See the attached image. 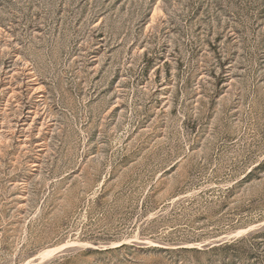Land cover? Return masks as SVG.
<instances>
[{
	"label": "rangeland",
	"instance_id": "374dc122",
	"mask_svg": "<svg viewBox=\"0 0 264 264\" xmlns=\"http://www.w3.org/2000/svg\"><path fill=\"white\" fill-rule=\"evenodd\" d=\"M0 264H264V0H0Z\"/></svg>",
	"mask_w": 264,
	"mask_h": 264
}]
</instances>
